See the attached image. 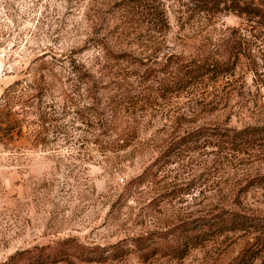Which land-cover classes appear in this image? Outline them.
Wrapping results in <instances>:
<instances>
[{"label":"rangeland","instance_id":"rangeland-1","mask_svg":"<svg viewBox=\"0 0 264 264\" xmlns=\"http://www.w3.org/2000/svg\"><path fill=\"white\" fill-rule=\"evenodd\" d=\"M206 1L0 0V264H264V12Z\"/></svg>","mask_w":264,"mask_h":264},{"label":"trees","instance_id":"trees-1","mask_svg":"<svg viewBox=\"0 0 264 264\" xmlns=\"http://www.w3.org/2000/svg\"><path fill=\"white\" fill-rule=\"evenodd\" d=\"M194 2H198V4L203 5L204 8H207L209 5L206 0H194ZM257 2L258 4L256 6V9H254L256 14H260L261 12L263 13L264 12V0H257ZM217 65L218 64L216 65L212 64L213 68L214 66H217ZM255 132H258V131L254 129L253 130L246 129L244 131L237 133L236 134L237 137L235 138H242L244 136L250 137V136L255 135ZM228 223H229L228 226L224 225ZM213 226L214 225L210 223L201 224L198 227L200 228V231L198 233H195L196 231L194 229L186 226V227H183L182 232L187 239L196 240L197 238L200 237L201 234L209 232L213 228ZM215 226H218L219 228H222L223 226L224 228H228L227 230H230V231H244V230H249L250 228H253L254 233H259L264 230V224L251 223L249 219H246L240 215H232V214L228 221H224L220 219V223ZM95 260L96 259H92V261H95Z\"/></svg>","mask_w":264,"mask_h":264}]
</instances>
